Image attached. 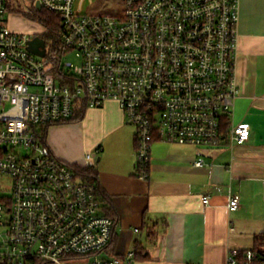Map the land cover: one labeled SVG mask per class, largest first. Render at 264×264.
Returning <instances> with one entry per match:
<instances>
[{"label": "built area", "instance_id": "built-area-1", "mask_svg": "<svg viewBox=\"0 0 264 264\" xmlns=\"http://www.w3.org/2000/svg\"><path fill=\"white\" fill-rule=\"evenodd\" d=\"M77 3H32L61 18V83L48 46L44 58L31 53L33 37L8 26V0H0V264L133 263V253L107 255L114 220L96 188L40 139L44 126L69 121L83 104H119L136 128L140 179L149 177L156 138L211 149L250 140L248 124H232L240 0H122L100 14ZM239 206L233 196L230 210ZM226 264H264V248L231 250Z\"/></svg>", "mask_w": 264, "mask_h": 264}, {"label": "crops", "instance_id": "crops-1", "mask_svg": "<svg viewBox=\"0 0 264 264\" xmlns=\"http://www.w3.org/2000/svg\"><path fill=\"white\" fill-rule=\"evenodd\" d=\"M239 34L232 124L251 127L244 144L211 149L156 138L145 180L136 174V128L118 103L49 127L46 143L58 159L94 166L111 197L118 225L110 258L133 253L132 264H226L231 250H254L264 240V0H240ZM233 196L240 197L236 211L229 208Z\"/></svg>", "mask_w": 264, "mask_h": 264}, {"label": "trees", "instance_id": "trees-1", "mask_svg": "<svg viewBox=\"0 0 264 264\" xmlns=\"http://www.w3.org/2000/svg\"><path fill=\"white\" fill-rule=\"evenodd\" d=\"M34 1V0H32ZM120 5H122V0H120ZM8 7L11 12L16 11L19 14H23L25 17L30 18L32 20L37 21L43 28L44 33L39 35L42 39L46 41L47 46L50 47L51 52L53 53V61L51 68V72L57 77L59 82L64 83V75L65 71L61 67L60 57H59V50L62 45V24L61 18L58 14L50 12L48 10L42 9L39 10L34 7L32 4L30 6H26L27 8L24 9L23 6H17L13 9L10 0L8 1ZM87 111V107L83 104L76 112L75 115L66 122L63 123H70L81 121L85 113ZM52 125H47L42 128V132L40 134L41 142L44 145H47V136H48V129ZM75 172L76 176L83 182L89 183L96 188L97 196L100 200L101 205H103V210L106 213V216L112 218L114 220V229H113V237L112 241L107 249V253H112L113 245H114V234L115 229L118 225V218L112 206L111 197L106 193L104 188L102 187L100 180H99V173L98 170L94 166L83 167L81 165H74L71 167ZM264 247V240L262 238L257 239L256 245L254 250H259ZM138 254L140 256L143 255V252L140 251ZM149 255H146L143 259H149Z\"/></svg>", "mask_w": 264, "mask_h": 264}, {"label": "rangeland", "instance_id": "rangeland-1", "mask_svg": "<svg viewBox=\"0 0 264 264\" xmlns=\"http://www.w3.org/2000/svg\"><path fill=\"white\" fill-rule=\"evenodd\" d=\"M10 2L13 9L17 6H23L24 9H26V6H30V4L33 3L32 0H28V2L24 0H10ZM120 2V0H80V10L89 14H100L110 9L113 11L106 12L115 13V10L120 8ZM7 20L9 21L10 28L27 33L33 38L44 33V28L37 21L27 18L23 14L19 15L16 11L9 13L7 15ZM48 55H53L49 46ZM67 60L75 66L80 65V61L74 55L68 56Z\"/></svg>", "mask_w": 264, "mask_h": 264}, {"label": "water", "instance_id": "water-1", "mask_svg": "<svg viewBox=\"0 0 264 264\" xmlns=\"http://www.w3.org/2000/svg\"><path fill=\"white\" fill-rule=\"evenodd\" d=\"M37 7L39 10L41 9L40 4H37ZM28 49L34 55H37L41 58L46 57L47 44L46 41L40 36H36L28 42Z\"/></svg>", "mask_w": 264, "mask_h": 264}]
</instances>
